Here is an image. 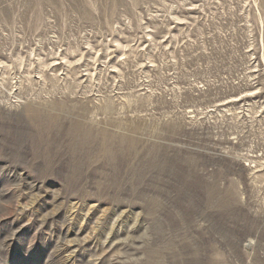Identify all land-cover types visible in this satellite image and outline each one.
Instances as JSON below:
<instances>
[{"label":"rangeland","instance_id":"374dc122","mask_svg":"<svg viewBox=\"0 0 264 264\" xmlns=\"http://www.w3.org/2000/svg\"><path fill=\"white\" fill-rule=\"evenodd\" d=\"M0 264H264V0H0Z\"/></svg>","mask_w":264,"mask_h":264}]
</instances>
